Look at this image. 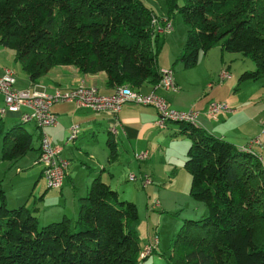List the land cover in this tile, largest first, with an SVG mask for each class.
I'll return each instance as SVG.
<instances>
[{"label":"trees","instance_id":"16d2710c","mask_svg":"<svg viewBox=\"0 0 264 264\" xmlns=\"http://www.w3.org/2000/svg\"><path fill=\"white\" fill-rule=\"evenodd\" d=\"M164 4L167 18L177 12L187 25L177 58L185 68L219 46L254 63L238 75L237 85L264 83V0ZM152 15L142 0H0V46L14 51L31 81L54 66L73 65L84 74L104 72L110 87L134 89L159 79L163 36L153 32ZM170 122L178 125L171 135L190 140L183 163L189 195L204 203L206 214L183 222L165 264H264L263 163L194 123ZM25 123L4 130L0 121L2 159L16 160L32 149ZM108 147L113 160L115 145ZM137 221L136 205L95 177L78 198L74 220L63 216L38 226L34 209L7 206L0 181V264H138L155 249L140 256Z\"/></svg>","mask_w":264,"mask_h":264},{"label":"crops","instance_id":"0c3cea01","mask_svg":"<svg viewBox=\"0 0 264 264\" xmlns=\"http://www.w3.org/2000/svg\"><path fill=\"white\" fill-rule=\"evenodd\" d=\"M159 9L161 10L155 12L152 8V11L158 16H164L166 14L164 7L159 6ZM169 19L172 23L171 17ZM186 31L182 25L177 23L173 26L172 23V29L161 34L163 44L157 56L159 70L168 68L173 70L174 80L179 87L178 90H164L156 87V83L148 80L134 90L141 93L154 92L163 97L168 105L174 109L196 110L198 112L196 125L217 137L232 142L237 147L247 144L249 140L258 136L260 144L251 145L250 150L259 157L264 165V132L261 131L264 122V83L261 80L245 81L237 85V78L241 71L254 69V65H250L248 61L241 59L245 66L236 67L235 60L239 59L238 55L223 52L219 46H214L205 53H201L198 59V62H208L206 63L207 69L191 78L188 73L183 71L187 68L183 66L182 62V67L176 65L177 58L184 46ZM15 61L14 51L0 46V74L4 67L13 69L14 86L17 89L30 92L44 90L47 93H52L55 90L72 89L83 83L85 86H96L100 93L109 94L114 88L107 85L104 72L84 74L73 65L54 66L40 78L31 81L26 73L15 71ZM223 69L228 71L229 76L218 82L219 74ZM210 82H213V85L208 88L207 84ZM216 83H222L221 87H214ZM237 86L238 88L235 89ZM217 88H221L220 94L216 93ZM219 101H225L231 110L219 113L215 116L216 119L207 116L205 110L209 103ZM1 105L2 100L0 98ZM50 109L56 115L57 123L54 126L46 127L45 130L52 143L60 148L61 158L68 161L63 183L59 188L46 187L40 181L43 176L41 168H39L34 173L31 190L27 194L21 190L18 191L17 188H13L11 181L4 184L7 170L18 159H2L0 153V181L5 191L6 202L11 206L24 204L27 207L30 198L33 197L42 202L46 201L48 206L46 211L58 215L61 213L58 209L61 206V201L64 202L65 194H69L71 205L68 209L62 205L61 215L62 217L74 215L75 219L78 210V198L87 193L92 179L99 177L107 182L111 188L117 189V186H114L116 180H107V176L113 177L122 171L119 164H121V158L124 155L135 157V154L141 151L147 152V157L141 162H144L143 173L150 177L151 183L176 185L177 175L184 168L182 163L186 157L190 140L184 135H171L172 132L178 130V125L174 122L168 121L163 128H158L154 124L158 117L154 107L126 102L115 115L109 111H93L89 108L80 107L72 101H62L53 103ZM27 110V108H21L19 111H6L0 115L4 130L15 123H19L22 112ZM28 123H31L32 130L27 127ZM75 124L78 125L79 131L76 137L69 139V128ZM113 125L117 128L116 133L109 131ZM25 127L32 133V140L33 135L36 136V146L33 145L32 141L31 149L35 152L32 157L35 163L39 149V129L32 121L26 122ZM111 142L114 143L116 149V157L113 160H110L108 149V144ZM179 177L184 178V174L180 173ZM9 191L12 193V198L8 196ZM32 205H34L32 208H27L34 209L37 217V212L44 205H36V202H33ZM50 219L52 218L46 220L50 221ZM151 233L152 231L147 232L143 246L150 242L154 235ZM159 245L158 239V244L153 253Z\"/></svg>","mask_w":264,"mask_h":264},{"label":"built area","instance_id":"2783aa9c","mask_svg":"<svg viewBox=\"0 0 264 264\" xmlns=\"http://www.w3.org/2000/svg\"><path fill=\"white\" fill-rule=\"evenodd\" d=\"M151 25L153 32L162 34L164 31L172 29V23L169 18L164 16L152 15ZM229 76L226 69H223L219 74L218 82L223 81ZM14 71L10 67H4L0 74V98L2 105L0 106V115L6 111L15 112L21 108H27L21 114V121L34 122L39 129V149L36 162L42 165L41 171L49 188H59L65 177V169L68 161L61 158L60 148L52 143L45 128L54 126L57 123L56 115L51 111L50 106L56 102L72 101L77 106L89 108L93 111H109L117 114L122 105L126 102H133L137 105L151 106L157 110L158 117L154 124L158 128H163L167 121H186L196 124V116L198 112L193 109L178 110L171 108L167 101L154 92L141 93L132 89L127 85L114 86L113 91L109 94L100 93L96 86H85L83 83L65 91L55 90L52 93L42 91H28L17 89L15 86ZM213 82L207 84V87H212ZM156 87L169 91H177L176 84L171 68L159 70V79L156 82ZM231 108L225 101L209 103L205 114L215 118L216 115L223 112H229ZM116 124L117 121H116ZM69 139L76 137L79 131L78 125H72L69 128ZM112 133L117 132L116 126L109 128ZM262 132H264V122L262 123ZM253 144H260L257 137L252 138L247 144L241 146V149L250 151ZM137 160L142 161L147 157L146 151H141L135 154ZM130 181L138 179L143 187L151 183V179L147 174H141L137 177L135 174L128 175ZM159 206V201L156 200L151 208ZM158 244V236L154 235L152 240L144 245L140 251V256L151 253Z\"/></svg>","mask_w":264,"mask_h":264},{"label":"rangeland","instance_id":"374dc122","mask_svg":"<svg viewBox=\"0 0 264 264\" xmlns=\"http://www.w3.org/2000/svg\"><path fill=\"white\" fill-rule=\"evenodd\" d=\"M143 3L149 7L150 9H154L155 12H158L159 6L164 7L166 11L164 0H142ZM156 15V14H155ZM173 26L178 23V25H182L184 29L187 30V25L183 22L182 17L179 13L175 12L171 15ZM187 32V31H186ZM187 34V33H186ZM186 38V36H185ZM234 55H238L239 59L235 60L236 67L245 66L242 64L241 59L248 61L250 65H254L253 61L244 56L239 52H229ZM200 58V57H199ZM165 59V57H164ZM210 59V58H209ZM16 70L19 73H25L21 68L17 61ZM206 63L208 62H197V64L193 67L183 69L185 73L192 78L198 73L203 72L207 69ZM176 65H180L182 67L181 62L178 60ZM13 70V69H12ZM251 70V69H246ZM244 71V70H243ZM242 72V71H241ZM197 73V74H196ZM18 84V79H17ZM222 83L214 84V87H221ZM264 88V86H263ZM221 88L216 89V93L220 94ZM216 119V118H213ZM29 130H32L31 123L27 124ZM33 145L36 146V136L33 135ZM34 150L28 151V153L24 156L16 160L12 166L7 170L4 184L9 183L10 181L13 183V188H17L16 190H21L24 193H28L31 190L34 180V173L36 169L42 167V165L38 162H33ZM186 158V157H185ZM185 160V159H184ZM183 160V163H184ZM8 163V162H6ZM37 163V164H36ZM182 163V165H183ZM8 165V164H7ZM119 166L122 168V171L119 174H116L113 177L107 176V180L115 179L117 189L116 190L119 199H124L133 202L137 207L138 212V221L135 225L137 230V234L139 236V244L141 250L143 249V241L146 238V234L148 231H152L151 234H157L160 245L156 251L149 255L145 260H139L138 264H165L164 257H168L170 254V241L171 238L177 233L180 226L186 219L197 220L206 214V207L203 202L194 200L189 195V182L190 176L189 173L183 168L182 172L184 174L183 177H179L180 173L177 175L176 185H171L168 183L159 184L158 182H152L151 184L143 187L138 179L130 181L128 179V175L130 173L135 174L139 177L143 173L144 162L138 161L133 155L131 157L123 156L121 158V164ZM12 175V177H9ZM43 176V175H42ZM12 179V180H11ZM44 180V181H43ZM40 181L44 183L47 187V182L43 178H40ZM49 190V188H47ZM8 196L12 198V193L8 192ZM69 194H65V200L61 201V206L65 205L68 209L71 205V200L69 199ZM159 201V206L152 209L151 205L156 201ZM10 202V200H9ZM33 202H36V205H44L41 210L37 212V225L42 226L48 222L60 220L62 218V211L58 215H53L52 212L46 211L47 204L46 201L36 200L31 197L27 207L32 208L34 205ZM165 204H164V203ZM43 203V204H42ZM7 206H11L7 203ZM196 206V207H195ZM57 210V209H56ZM69 214V213H67ZM70 220L74 219V215H67ZM47 218H52L50 221L46 220ZM150 234V235H151ZM152 236V235H151Z\"/></svg>","mask_w":264,"mask_h":264}]
</instances>
